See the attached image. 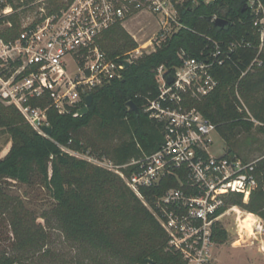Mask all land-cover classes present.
<instances>
[{
  "label": "trees",
  "instance_id": "16d2710c",
  "mask_svg": "<svg viewBox=\"0 0 264 264\" xmlns=\"http://www.w3.org/2000/svg\"><path fill=\"white\" fill-rule=\"evenodd\" d=\"M245 3L220 0L182 13V21L191 30L178 32L155 52L137 59L123 79L96 88L87 114L74 117V113L62 115L50 109V137L35 131L16 107L0 102V131L11 142L9 152L0 159V230L6 227L13 235L10 248L0 251V264H30V255L47 246L48 229L55 224L67 240L96 253L90 264H186L179 253L169 249L168 234L119 175L70 155L61 147L78 152L91 150L118 164L160 150L163 127L144 112L148 99L159 93L157 70L179 66L183 52L198 57L208 45L212 47L207 36L219 41L224 49L242 39L253 43L238 48L224 66L215 67L214 75L220 83L212 94L191 101V106L215 125L226 145V155L249 161L241 156L236 138L241 131L250 132L255 126L264 130V51L262 66L241 77L258 53V35ZM65 5L63 0H49L47 9L54 12ZM214 14L229 21V27L217 29L209 20ZM19 19L18 14L11 17L15 27L6 34L8 39L20 32ZM100 45L114 58L138 44L126 29L115 25L101 36ZM241 99L260 125L250 119ZM129 102L136 104L139 114L128 107ZM257 175L259 185L248 203L243 202L242 194L231 195L227 202L264 219V163L258 165ZM10 181L49 192L53 203L42 215L44 225L13 193ZM178 186L177 179L168 178L157 187L143 189V194L153 204L168 189ZM228 237L227 229L218 224L213 241L224 244ZM104 258L108 262H102Z\"/></svg>",
  "mask_w": 264,
  "mask_h": 264
},
{
  "label": "built area",
  "instance_id": "2783aa9c",
  "mask_svg": "<svg viewBox=\"0 0 264 264\" xmlns=\"http://www.w3.org/2000/svg\"><path fill=\"white\" fill-rule=\"evenodd\" d=\"M48 1L37 0L35 16L23 18L24 0H0V102L16 107L44 137H50L44 131L51 126L50 109L81 116L86 98L96 88L123 79L137 59L155 52L178 32L191 30L182 21V13L220 0H66V5L54 12H48ZM245 8L258 35V53L241 77L262 66L264 51V1L246 0ZM17 14L21 30L8 39L6 34L15 27L11 17ZM139 17H146L153 28L144 43L127 25ZM218 19L226 20L218 14L209 20L215 26ZM115 25L126 29L138 45L111 58L100 39ZM205 37L212 47L208 45L198 57L183 52L179 66L157 70L159 93L148 99L144 112L163 127L160 150L118 164L91 150L61 147L70 155L119 175L168 234L169 249L179 253L186 264H213L216 226H223V218L242 213L241 207L228 204V198L242 194L243 202L248 203L259 185L257 167L264 163V154L245 161L227 156L226 151L223 155L212 152L216 127L191 106V101L212 94L220 83L214 75L215 67L224 66L238 48L253 43L242 39L224 49L219 41ZM169 77H173L172 83ZM168 178L177 179L179 186L168 189L153 204L149 202L143 189L157 187ZM252 215L254 223L249 231L238 224L239 244L264 236V219Z\"/></svg>",
  "mask_w": 264,
  "mask_h": 264
},
{
  "label": "rangeland",
  "instance_id": "374dc122",
  "mask_svg": "<svg viewBox=\"0 0 264 264\" xmlns=\"http://www.w3.org/2000/svg\"><path fill=\"white\" fill-rule=\"evenodd\" d=\"M63 1L65 2L66 0ZM38 7L37 0H24L23 7L21 8L23 18L34 17L38 11ZM127 25L129 30L138 37L140 43L148 40L153 31L146 17H139L136 20L128 22ZM241 101L249 113L250 119L256 125H260L254 119V114L245 100L241 99ZM257 127L255 126L250 132L241 131L236 138V144L240 149L241 156L249 161L264 154V130H260ZM212 139L213 154L223 155L226 149L224 140L218 133L213 134ZM9 144L11 145L9 136L0 131V151H7ZM10 183L13 193L19 195L26 202L27 206L37 216V222L44 225L45 220L42 218V215L53 203L49 192L42 187L29 188L25 185L14 184L12 181ZM241 210L242 214L240 215L232 214L222 219V224L227 229L229 237L226 243L214 246L212 253L213 264H264V236L262 239L248 244H239L237 242L239 238L237 233L238 224L243 229V220L246 218V211L242 208ZM48 230L50 238L47 246L42 252L30 255V264H90L91 259L96 257V253L91 252L88 248L79 247L67 240L64 233L57 228L56 224L54 228ZM242 234L244 235V233ZM12 241L13 235L8 228L6 229L5 227L4 231L0 230V251L6 247L10 248L9 243ZM45 251L48 252L44 254ZM105 261L108 262L106 258L102 262ZM114 264H119V262H115Z\"/></svg>",
  "mask_w": 264,
  "mask_h": 264
},
{
  "label": "water",
  "instance_id": "95a60500",
  "mask_svg": "<svg viewBox=\"0 0 264 264\" xmlns=\"http://www.w3.org/2000/svg\"><path fill=\"white\" fill-rule=\"evenodd\" d=\"M215 27L217 29H227L229 27V21L227 20H223V19H218L216 22H215ZM126 67L128 68L129 67V64L126 63ZM168 81L169 83H172L173 82V77H169L168 78ZM92 102H93V95L90 94L87 98H86V107L83 108L79 114L82 116L84 114H87L88 111H89V108L91 107L92 105ZM128 107L130 109H132L136 114H139V109L138 107L136 106V104H134L133 102H129L128 103ZM44 131L45 133L48 135V136H51L52 135V127L51 126H46L44 128Z\"/></svg>",
  "mask_w": 264,
  "mask_h": 264
},
{
  "label": "bare ground",
  "instance_id": "6f19581e",
  "mask_svg": "<svg viewBox=\"0 0 264 264\" xmlns=\"http://www.w3.org/2000/svg\"><path fill=\"white\" fill-rule=\"evenodd\" d=\"M242 214V213H241ZM246 220L243 221V229L245 230H250V226H252V224L254 223V217L252 215V213H246ZM239 222V221H238ZM236 230V229H235ZM251 234V233H250Z\"/></svg>",
  "mask_w": 264,
  "mask_h": 264
},
{
  "label": "crops",
  "instance_id": "0c3cea01",
  "mask_svg": "<svg viewBox=\"0 0 264 264\" xmlns=\"http://www.w3.org/2000/svg\"><path fill=\"white\" fill-rule=\"evenodd\" d=\"M10 147H11V145L9 144L7 151H5V152H4V150L3 151L2 150L0 151V159L4 158L7 155V153L10 150Z\"/></svg>",
  "mask_w": 264,
  "mask_h": 264
}]
</instances>
